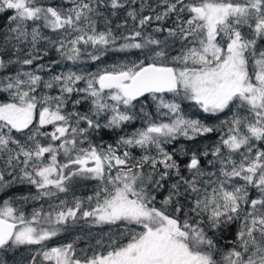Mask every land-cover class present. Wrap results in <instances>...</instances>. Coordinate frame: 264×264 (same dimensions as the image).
I'll return each mask as SVG.
<instances>
[{"label": "snow or ice", "instance_id": "obj_1", "mask_svg": "<svg viewBox=\"0 0 264 264\" xmlns=\"http://www.w3.org/2000/svg\"><path fill=\"white\" fill-rule=\"evenodd\" d=\"M0 264H264V0H0Z\"/></svg>", "mask_w": 264, "mask_h": 264}, {"label": "rangeland", "instance_id": "obj_2", "mask_svg": "<svg viewBox=\"0 0 264 264\" xmlns=\"http://www.w3.org/2000/svg\"><path fill=\"white\" fill-rule=\"evenodd\" d=\"M123 55V54H122ZM119 57H109V58H105L107 60H109V62H112V60H115ZM90 70H94V68H90ZM82 188L84 189H88L87 191H89L90 194V185L88 187H81L79 190H81ZM78 190V194H80V191ZM31 207V206H29ZM79 232V226L73 228L69 233H65V236H67L69 239L73 238L77 233Z\"/></svg>", "mask_w": 264, "mask_h": 264}, {"label": "trees", "instance_id": "obj_3", "mask_svg": "<svg viewBox=\"0 0 264 264\" xmlns=\"http://www.w3.org/2000/svg\"><path fill=\"white\" fill-rule=\"evenodd\" d=\"M122 56V54H120V53H110L109 54V57H121ZM109 57H106V58H109Z\"/></svg>", "mask_w": 264, "mask_h": 264}, {"label": "flooded vegetation", "instance_id": "obj_4", "mask_svg": "<svg viewBox=\"0 0 264 264\" xmlns=\"http://www.w3.org/2000/svg\"><path fill=\"white\" fill-rule=\"evenodd\" d=\"M88 189H84L82 188L80 191V194H89V191H87Z\"/></svg>", "mask_w": 264, "mask_h": 264}]
</instances>
